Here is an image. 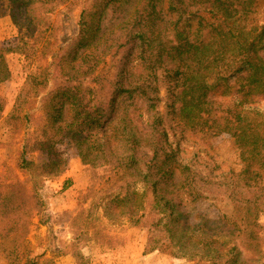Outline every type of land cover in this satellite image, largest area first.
<instances>
[{
	"label": "trees",
	"instance_id": "1",
	"mask_svg": "<svg viewBox=\"0 0 264 264\" xmlns=\"http://www.w3.org/2000/svg\"><path fill=\"white\" fill-rule=\"evenodd\" d=\"M257 1L0 0V15L12 18L39 62L8 123L28 128L23 153L41 150L48 159L23 156L19 167L59 173L65 162L58 144L70 141L84 164L111 171V186L95 206L109 218L151 222L147 252L243 264L237 241L259 242L264 210V23L253 18ZM60 5L82 7L78 31L64 43L47 17ZM9 51L0 42V83L11 76ZM108 57L114 70L98 74ZM4 109L0 98V119ZM198 132L234 137L242 168L215 177L185 162L182 142ZM38 196L15 175L0 180L3 241H26L44 204ZM221 196L231 201V214H192L199 201Z\"/></svg>",
	"mask_w": 264,
	"mask_h": 264
},
{
	"label": "rangeland",
	"instance_id": "2",
	"mask_svg": "<svg viewBox=\"0 0 264 264\" xmlns=\"http://www.w3.org/2000/svg\"><path fill=\"white\" fill-rule=\"evenodd\" d=\"M81 8L60 5L48 13L47 17L55 24L63 43L70 41L77 33ZM39 11L47 13L46 8H40ZM253 18L264 23V0L257 1ZM25 39L27 37L17 28L12 18L8 14H1L0 42L10 49L7 59L11 76L0 83V98L5 106L0 119V180H10L14 175L17 176L27 183L29 190H37L38 197L44 204L41 209L36 210L26 241L21 246L17 247L12 240L3 241L0 238V264H19L27 257L34 258L37 264H58L60 256L68 252L75 258V264H205L206 260L174 256L169 250L147 252L151 228L149 220L134 222L128 216L109 218L99 205L95 206L111 186V171L84 164L70 141L58 144V151L65 162L59 173L45 174L42 170L32 172L19 167L23 156L35 162H45L48 159L47 153L41 150L23 153L28 128L20 126L17 129L8 123V116L28 74L39 64ZM114 68V60L108 57L97 73L109 75ZM164 93L162 91V95ZM36 106L40 112V104L37 103ZM181 154L185 162H189L200 172L211 173L215 177L230 169L239 171L243 165L235 138L228 133H190L182 142ZM259 172L264 181V155ZM67 179L68 186L73 187V196L64 194L67 187L63 186ZM138 189L144 191L145 185L139 183ZM147 193L151 194L150 191ZM70 203H73V208H69ZM92 207L94 210L91 214H86L84 218L77 217L85 208ZM231 212V201L221 196L199 201L192 214L196 218L206 216L217 219ZM258 222L259 242L252 243L247 238L237 241L242 250L243 264L264 262V210L260 213ZM93 226L105 235V240L95 238ZM107 237L112 238V243L107 242ZM255 245H258V249L254 248ZM76 252H81L88 259L87 262L78 260Z\"/></svg>",
	"mask_w": 264,
	"mask_h": 264
},
{
	"label": "crops",
	"instance_id": "3",
	"mask_svg": "<svg viewBox=\"0 0 264 264\" xmlns=\"http://www.w3.org/2000/svg\"><path fill=\"white\" fill-rule=\"evenodd\" d=\"M68 180L69 179H67V181H65V185L63 186V187H67L66 188V190L64 191V194H72V196L74 195V193H73V187H69L68 185H69V183H68ZM66 182H67V185H66ZM76 186V185H75ZM66 203H68V202H66ZM64 205H66L65 203H63ZM73 204V203H72ZM72 204L70 203L69 204V208H73V206H72ZM61 258V260L60 261H58V264H75V258L71 255V253L70 252H68L67 254H65V255H63V256H60Z\"/></svg>",
	"mask_w": 264,
	"mask_h": 264
}]
</instances>
